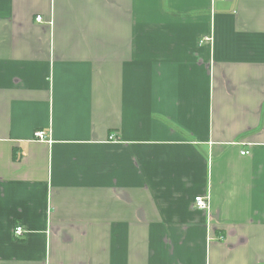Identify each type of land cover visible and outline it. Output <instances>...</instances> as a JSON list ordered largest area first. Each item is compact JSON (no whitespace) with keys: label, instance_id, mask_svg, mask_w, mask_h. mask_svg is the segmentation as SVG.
<instances>
[{"label":"crops","instance_id":"obj_1","mask_svg":"<svg viewBox=\"0 0 264 264\" xmlns=\"http://www.w3.org/2000/svg\"><path fill=\"white\" fill-rule=\"evenodd\" d=\"M0 264H264V0H0Z\"/></svg>","mask_w":264,"mask_h":264},{"label":"built area","instance_id":"obj_2","mask_svg":"<svg viewBox=\"0 0 264 264\" xmlns=\"http://www.w3.org/2000/svg\"><path fill=\"white\" fill-rule=\"evenodd\" d=\"M38 21L41 20L40 17L36 18ZM34 137L39 139V140H44L45 139V134L41 131H38L34 134ZM110 139H112V137H110ZM241 155H248V151H242ZM194 205L197 209L199 210H206L208 208V200L206 197L203 196H196L194 197ZM22 233V228L21 227H17L14 229V234L16 236L21 235Z\"/></svg>","mask_w":264,"mask_h":264}]
</instances>
